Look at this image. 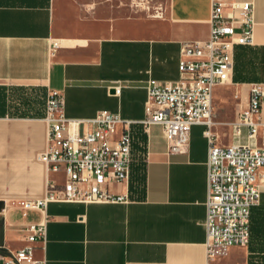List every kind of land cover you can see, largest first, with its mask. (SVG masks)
<instances>
[{"label":"crops","instance_id":"0c3cea01","mask_svg":"<svg viewBox=\"0 0 264 264\" xmlns=\"http://www.w3.org/2000/svg\"><path fill=\"white\" fill-rule=\"evenodd\" d=\"M211 1L168 0L163 16H98L87 0H0V85L58 92L70 119L106 109L139 121L148 82L177 80L181 44L209 38ZM220 1L224 14L235 18L237 4L250 2L254 25L252 44L234 48L230 81L213 89L212 130L221 145L261 146V130L250 138L241 125L237 134L234 120L248 106L250 87L264 86V0ZM203 129L193 125L186 151L174 153L161 125L143 132L134 123L144 152L139 155L135 144L128 181L108 187L127 201L50 202L38 211L23 202L43 197L49 179L64 180L44 162L47 121L0 117V264L30 245L44 264H206ZM42 217L45 239L28 241V223ZM217 261L264 264V181L251 208L249 243L230 246Z\"/></svg>","mask_w":264,"mask_h":264},{"label":"built area","instance_id":"2783aa9c","mask_svg":"<svg viewBox=\"0 0 264 264\" xmlns=\"http://www.w3.org/2000/svg\"><path fill=\"white\" fill-rule=\"evenodd\" d=\"M237 9L236 18L225 15L223 2L211 1L209 38L181 44L177 80L148 82L145 116L139 121L123 119L106 109L99 110L90 119H70L63 114L62 95L47 92L44 162L49 172L62 173L64 180L49 179L45 195L24 201L23 207L40 211L50 202L127 201L125 194L112 193L108 187L128 181L134 145H144L140 137L133 135L131 125L138 123L143 132L151 124L161 125L168 150L180 153L187 149L191 127L202 124L207 141L206 264H222L217 259L230 246H247L251 208L260 201L264 181V143L261 146L221 145L212 130L213 89L230 81L235 46L253 41L251 3L241 2ZM263 104L264 86L253 84L247 108L234 120L235 133L245 125L248 137H256L261 130L264 139ZM46 223V217L29 222L26 239L44 240ZM32 249L30 245L12 252L4 264H44L34 259Z\"/></svg>","mask_w":264,"mask_h":264},{"label":"trees","instance_id":"16d2710c","mask_svg":"<svg viewBox=\"0 0 264 264\" xmlns=\"http://www.w3.org/2000/svg\"><path fill=\"white\" fill-rule=\"evenodd\" d=\"M28 91L36 95H27ZM45 94L41 87L0 85V117H43L41 103L45 102ZM142 146L137 145L139 155L144 152L145 147ZM138 180L141 181L142 177L138 176ZM129 189L133 190L132 183Z\"/></svg>","mask_w":264,"mask_h":264},{"label":"rangeland","instance_id":"374dc122","mask_svg":"<svg viewBox=\"0 0 264 264\" xmlns=\"http://www.w3.org/2000/svg\"><path fill=\"white\" fill-rule=\"evenodd\" d=\"M95 14L104 16L109 14H138L147 16H163L168 0H87ZM28 91L27 95H36ZM35 93V94H34ZM38 95V94H37ZM46 95V94H45ZM38 97V96H37ZM40 99V97H39ZM42 107H43V103Z\"/></svg>","mask_w":264,"mask_h":264}]
</instances>
